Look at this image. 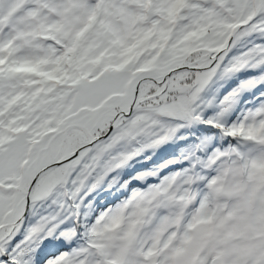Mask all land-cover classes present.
Returning a JSON list of instances; mask_svg holds the SVG:
<instances>
[{
	"label": "snow or ice",
	"instance_id": "obj_1",
	"mask_svg": "<svg viewBox=\"0 0 264 264\" xmlns=\"http://www.w3.org/2000/svg\"><path fill=\"white\" fill-rule=\"evenodd\" d=\"M0 264H264V0H0Z\"/></svg>",
	"mask_w": 264,
	"mask_h": 264
}]
</instances>
